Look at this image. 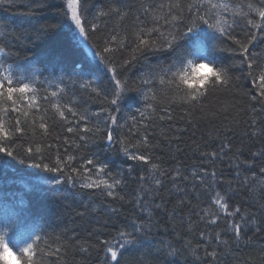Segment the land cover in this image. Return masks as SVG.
I'll return each instance as SVG.
<instances>
[{
  "label": "snow or ice",
  "instance_id": "1",
  "mask_svg": "<svg viewBox=\"0 0 264 264\" xmlns=\"http://www.w3.org/2000/svg\"><path fill=\"white\" fill-rule=\"evenodd\" d=\"M6 2L16 7L15 0H0V5ZM22 8L14 19L0 22V264H69V250L75 264H87L94 251L102 252L99 264H130L125 257L131 253L139 254L131 264H163L168 257L185 254L196 264H223L222 257L228 255L234 257L233 264H264V247L258 261L239 260L237 252L254 237H264V56L252 51L258 41L264 42V0H27ZM53 8L59 17L55 23L46 15ZM57 30L67 31L76 47L86 50L85 60L69 73L53 72L41 79L43 71L21 53ZM222 53H228L229 62ZM149 54L164 59L149 63ZM142 61L141 70L131 77V68ZM241 80L247 81L246 90ZM77 90L101 104L99 111L81 110ZM238 96L247 97V107H238ZM129 102L138 106L121 122L120 113ZM176 109L183 113L181 121L197 113L200 119L235 113L228 124L209 132V139L220 140L216 149L201 151L196 144L200 160L191 170L179 161L166 168L154 153L158 144L152 142L150 129L155 121L168 122L167 129L161 126V135L173 128L186 131L171 123ZM241 114L247 117L243 135L260 142L259 149L244 143L234 147L227 135L239 125ZM56 124L61 132L53 135ZM97 140L108 149L118 148L131 162L126 171L113 172L95 152L86 154ZM225 159L231 178L222 175L218 163ZM24 169L38 170L30 176L52 175L33 181L19 176ZM129 180L137 183L131 196L126 191ZM16 184L25 193L47 198L57 210L60 186L78 188L77 196L88 198L80 200L81 210L73 209L75 216L90 217L95 224L84 237L75 229L71 235L67 228L48 231L52 209L45 204L32 212L12 190ZM161 190L178 194L176 206L167 213L170 221L189 207L180 217L184 231L193 233L197 224L205 225L197 243L184 239L181 247L170 241L151 244L156 213L167 211ZM242 193L247 194L243 204L233 203ZM202 194L208 198L205 206ZM126 203L139 215L117 225ZM175 239L179 242L182 234L176 233Z\"/></svg>",
  "mask_w": 264,
  "mask_h": 264
},
{
  "label": "trees",
  "instance_id": "2",
  "mask_svg": "<svg viewBox=\"0 0 264 264\" xmlns=\"http://www.w3.org/2000/svg\"><path fill=\"white\" fill-rule=\"evenodd\" d=\"M27 0H15L16 7L8 4L0 5V22H3L4 19L12 20L16 17L17 13L22 11V4L26 3ZM98 4H106L108 0H95ZM130 3L135 4L136 0H129ZM50 4H58L59 0H49ZM56 9H50L46 15L49 17V22L55 23L59 17L56 16ZM94 9L89 10L87 13L88 18L91 19ZM115 23V20L109 22V27ZM86 51V50H85ZM85 51L77 48L74 41L71 38V35L64 30H57L52 33L46 40L42 42H37L34 46L28 45V49L21 53V58L28 57L36 62V67L43 71V76L41 79L49 78L53 72L57 76L69 73L74 64L83 62L85 60ZM252 51L260 53L264 56V42L258 41L255 48ZM225 58V62L228 61V53L221 54ZM157 59H164V57L148 55L149 63H156ZM143 61L140 64L132 67L129 75L135 77L142 68ZM70 85V82H68ZM240 85L245 88L248 87L247 81L241 80ZM43 95V93H41ZM77 95L80 96V108L83 110L87 108L91 112L99 111L102 107L98 102L83 96L77 90ZM238 107H247L249 101L247 97H236ZM131 106L126 104L120 113L121 122L127 120L130 114H134V109L138 106L135 103H131ZM183 115L180 109L175 111V119L171 123L178 128H185L186 131L180 133L176 131V128H173L172 131L167 132V135H161V126L164 129L168 128V122L161 125L160 121H155V127L151 128L150 131L153 132L152 142L158 144V147L154 149V153L157 156L162 157L163 166L166 168H174L177 165V161L181 162L184 168L191 170L193 167L199 165V153L195 150L196 144H200V150H211L216 149L220 143L219 139H209V132L213 131L215 128H222L224 125L228 124L235 113L228 114L227 118L224 114H221L215 119H200V114L197 113L192 117H185L184 121L180 120V116ZM139 119V117H138ZM240 123L238 126L233 125L232 131L227 135L231 138L233 146H240L244 143L246 146L251 147L252 150L259 149L261 143L258 141H249L247 137L243 134L247 131V126L245 120L247 117L244 114H241L239 117ZM188 120H191V124L187 123ZM262 124H264V115L261 117ZM53 135L61 132L59 124H56L52 128ZM120 130L117 129V135H119ZM126 132V130H125ZM177 137H179L177 139ZM179 148L180 151L176 152V149ZM95 152L98 158L109 164V168L113 172L120 171L121 169L127 170L128 165L131 163L127 161L123 155L118 151V148L108 149L103 141L97 140L95 144L89 146L86 150L87 153ZM173 153H175V159L172 158ZM196 162L194 164L193 162ZM220 169H222V175L225 178H231V172L228 169V160L225 159L222 163L218 162ZM18 169H23V166H16ZM139 168H137L136 174H139ZM38 172L35 169H24L19 172V176H23L25 179H31L33 181H38L40 176H50L52 174L39 173L37 176H30V173ZM171 185L166 181V188H170ZM226 185H220V188H225ZM137 188V183L134 180H129L128 187L126 189L129 196L134 194ZM12 190L19 193L20 196L24 199V206L29 207L32 212L38 211L43 205L47 204L52 211L47 213V221L50 224L48 231L61 232L64 229H69L68 235H71V230L75 229L79 234L84 237L87 234L86 230H91L92 226L95 224V220L90 217H84L83 219L75 216V210H81L80 200L87 199L85 196H77V193L80 192L78 188H72L68 184L60 186V199L57 202L59 205V210H57V205L53 204L47 198L42 197L36 193H25L19 184L13 185ZM161 196L167 202V211L157 212L155 216V223L152 227L151 233L149 234V239L152 245L159 246L163 242H172L175 247H181L184 239H191L193 244L198 242L199 232L201 230H206L204 224H197L196 231L193 233H187L184 231V227L180 223V217L186 215L189 211V207H185L183 210H178V215L175 221H170L168 218V212L171 211L176 206V199H178V194H173L168 196L164 190H161ZM247 194L242 193L233 197V203L239 202L243 204L244 199ZM157 202H160L159 200ZM197 201L193 199V204H196ZM201 206H205L208 203V198L201 195ZM115 206H119V202H114ZM70 206V207H68ZM194 211V210H193ZM135 215H139L137 209L134 208L133 204L126 203L121 207V213L117 217V225L121 223H127ZM96 219L103 220V216H98ZM193 219H197L193 216ZM182 234V239L177 242L175 239L176 233ZM114 234V232H113ZM264 247V237H254L253 242L247 247L241 246L242 250H237L238 259L245 260L250 257L256 258L259 260L260 249ZM102 255V252H93L92 255L88 258L87 264H99V257ZM203 255V253H201ZM138 253L126 254L125 260L134 262ZM80 255L77 253L75 259H79ZM68 262L69 264H75L73 253L69 250L68 253ZM234 257L232 255L222 257L223 264H233ZM175 261V264H196L193 257L189 255H181L179 257H168L163 261V264H172V261ZM53 264L55 261L53 260ZM124 264V261H122Z\"/></svg>",
  "mask_w": 264,
  "mask_h": 264
}]
</instances>
